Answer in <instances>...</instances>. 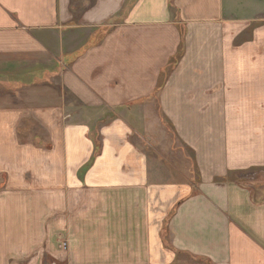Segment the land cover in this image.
Listing matches in <instances>:
<instances>
[{
	"label": "crops",
	"instance_id": "crops-1",
	"mask_svg": "<svg viewBox=\"0 0 264 264\" xmlns=\"http://www.w3.org/2000/svg\"><path fill=\"white\" fill-rule=\"evenodd\" d=\"M170 1L0 0V264H264V0Z\"/></svg>",
	"mask_w": 264,
	"mask_h": 264
},
{
	"label": "rangeland",
	"instance_id": "rangeland-1",
	"mask_svg": "<svg viewBox=\"0 0 264 264\" xmlns=\"http://www.w3.org/2000/svg\"><path fill=\"white\" fill-rule=\"evenodd\" d=\"M147 113L152 116L155 122L150 133V139L146 136L143 145L146 147L152 162L161 165V180L171 182L195 180L196 171L192 161V153L176 139L172 129L160 117L157 104L153 103L148 108ZM149 141L152 142L151 145H149ZM241 178L248 181L264 180V172H256L254 179L248 175L241 176Z\"/></svg>",
	"mask_w": 264,
	"mask_h": 264
},
{
	"label": "trees",
	"instance_id": "trees-1",
	"mask_svg": "<svg viewBox=\"0 0 264 264\" xmlns=\"http://www.w3.org/2000/svg\"><path fill=\"white\" fill-rule=\"evenodd\" d=\"M170 7H174V0H171L170 1ZM183 53H184V43L182 42L181 47H180L178 53L176 54L175 57H173L171 59V61L168 64V66L164 69V71L160 75V79H159L158 85H157V87H156V89H155V91H154V93L152 95V97L155 98L156 100L158 99L159 94L163 90L164 85H165L168 77L170 76V74L172 73V71L175 69L177 63L181 59ZM86 168L87 167H85L83 171H85ZM192 261H195V262L200 263V264H212L209 260L203 259V258H194Z\"/></svg>",
	"mask_w": 264,
	"mask_h": 264
},
{
	"label": "built area",
	"instance_id": "built-area-1",
	"mask_svg": "<svg viewBox=\"0 0 264 264\" xmlns=\"http://www.w3.org/2000/svg\"><path fill=\"white\" fill-rule=\"evenodd\" d=\"M251 179H254V177L256 176V172H254V173H252V174H249L248 175ZM67 245H66V243L65 244H63V247H66Z\"/></svg>",
	"mask_w": 264,
	"mask_h": 264
}]
</instances>
